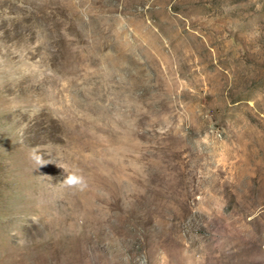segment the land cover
<instances>
[{
	"label": "rangeland",
	"instance_id": "rangeland-1",
	"mask_svg": "<svg viewBox=\"0 0 264 264\" xmlns=\"http://www.w3.org/2000/svg\"><path fill=\"white\" fill-rule=\"evenodd\" d=\"M0 264H264V0H0Z\"/></svg>",
	"mask_w": 264,
	"mask_h": 264
},
{
	"label": "clouds",
	"instance_id": "clouds-1",
	"mask_svg": "<svg viewBox=\"0 0 264 264\" xmlns=\"http://www.w3.org/2000/svg\"><path fill=\"white\" fill-rule=\"evenodd\" d=\"M79 182L78 178L76 176H68L65 183L68 185H74Z\"/></svg>",
	"mask_w": 264,
	"mask_h": 264
}]
</instances>
